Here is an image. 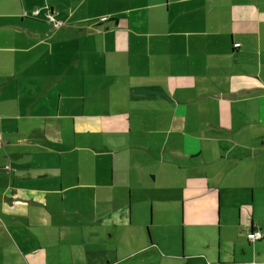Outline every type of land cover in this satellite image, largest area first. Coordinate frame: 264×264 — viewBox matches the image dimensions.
I'll return each instance as SVG.
<instances>
[{"label": "crops", "instance_id": "crops-1", "mask_svg": "<svg viewBox=\"0 0 264 264\" xmlns=\"http://www.w3.org/2000/svg\"><path fill=\"white\" fill-rule=\"evenodd\" d=\"M125 122L173 185L216 189L179 208L217 215L199 264H264V0H0V264H104L133 214Z\"/></svg>", "mask_w": 264, "mask_h": 264}, {"label": "rangeland", "instance_id": "rangeland-1", "mask_svg": "<svg viewBox=\"0 0 264 264\" xmlns=\"http://www.w3.org/2000/svg\"><path fill=\"white\" fill-rule=\"evenodd\" d=\"M202 119V111H201ZM202 123V120H201ZM112 125V124H111ZM121 128L130 133L124 147L133 148L135 151L132 161L127 153L126 158L121 156L125 163V183L130 184L134 191L132 204L129 206L133 214L128 219L127 227H112L107 232L109 242L105 244V252H101L98 259L103 258L110 264H199L202 262V230L203 235H209L210 239L219 242L218 227L216 226V217L214 225L202 228V202H195L196 210H186L183 214L186 218L182 220L181 210L179 208L185 203L186 209H189L190 201L187 198H208L213 197L217 201L216 189L208 194L204 192L200 195L184 192L183 186L173 185L170 175L167 173L166 165H156L148 157L147 152L140 150V146L146 143L148 134L147 126H138L134 122H125L120 124ZM168 125L165 127L167 128ZM140 131V132H139ZM136 132L141 133L139 137ZM112 170L114 161H106ZM106 163V164H107ZM132 168V180L129 169ZM154 172L157 180L152 181L150 173ZM177 177L181 178V174ZM206 188V187H205ZM204 190V189H203ZM194 203V202H193ZM153 206L151 215L150 208ZM194 214V216H193ZM223 217V221L233 223V212H229ZM153 219V220H152ZM153 223L150 224V222ZM181 223V226H180ZM150 224V229H147ZM104 239L105 236L103 235ZM99 241L100 237L97 235ZM102 239V238H101ZM104 239L101 241L104 242ZM220 239H227L224 230H220ZM235 240V235L231 234L229 242ZM106 241V239H105ZM68 249L63 250L61 264H70L76 261V258L69 259ZM119 259V261H117ZM247 259V258H246ZM246 262L244 259L241 263ZM77 263H82L78 261ZM52 264H58L56 260ZM84 264V263H83Z\"/></svg>", "mask_w": 264, "mask_h": 264}, {"label": "built area", "instance_id": "built-area-1", "mask_svg": "<svg viewBox=\"0 0 264 264\" xmlns=\"http://www.w3.org/2000/svg\"><path fill=\"white\" fill-rule=\"evenodd\" d=\"M38 14H40L39 9H37L33 12V15H38ZM45 16H46V20H48L49 23H52V25L55 28L60 27L61 24L56 21V19L54 18L52 13L47 12ZM247 238L250 242L255 243V242H258V241L264 239V233L258 229L252 230V231H249L247 233ZM249 264H254V263H249Z\"/></svg>", "mask_w": 264, "mask_h": 264}]
</instances>
